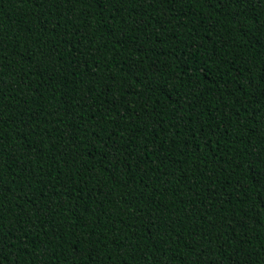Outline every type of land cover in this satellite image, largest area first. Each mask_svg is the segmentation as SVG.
<instances>
[{
    "label": "trees",
    "instance_id": "16d2710c",
    "mask_svg": "<svg viewBox=\"0 0 264 264\" xmlns=\"http://www.w3.org/2000/svg\"><path fill=\"white\" fill-rule=\"evenodd\" d=\"M0 264H264V0H0Z\"/></svg>",
    "mask_w": 264,
    "mask_h": 264
}]
</instances>
